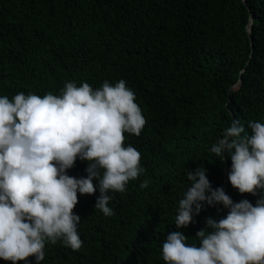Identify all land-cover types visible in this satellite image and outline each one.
Masks as SVG:
<instances>
[{
  "label": "trees",
  "instance_id": "obj_1",
  "mask_svg": "<svg viewBox=\"0 0 264 264\" xmlns=\"http://www.w3.org/2000/svg\"><path fill=\"white\" fill-rule=\"evenodd\" d=\"M246 1L0 0V96L124 80L146 120L139 136L125 133L145 172L109 193L112 216L95 209L94 180L95 194L80 195L74 209L81 248L46 242L40 264H165L162 245L173 231L199 246L207 218L218 222L229 210L203 204L197 215L193 206L192 223L176 228L186 172L198 167L234 203L255 206L264 196L227 187L231 159L210 151L233 120L248 133L250 122L264 123V0ZM87 167L77 159L67 174L86 178Z\"/></svg>",
  "mask_w": 264,
  "mask_h": 264
},
{
  "label": "clouds",
  "instance_id": "obj_2",
  "mask_svg": "<svg viewBox=\"0 0 264 264\" xmlns=\"http://www.w3.org/2000/svg\"><path fill=\"white\" fill-rule=\"evenodd\" d=\"M124 80L105 81L93 89L87 82H68L59 95L18 93L0 96V260L11 264L45 259V244L79 250L81 217L74 213L80 195H94L95 209L112 216L111 192L123 193L130 180L145 172L141 154L125 146V133L139 136L146 120ZM239 120L224 129L210 151L231 159L228 180L243 194L264 191V123ZM88 163L86 178L69 176L76 160ZM222 161V159H221ZM190 187L179 201L175 226L192 223L193 206L223 205L226 217L207 218L189 245L182 231L168 233L162 245L165 264H264V196L255 206L234 203L224 189H213L203 167L187 171ZM148 187V181L140 184Z\"/></svg>",
  "mask_w": 264,
  "mask_h": 264
},
{
  "label": "water",
  "instance_id": "obj_3",
  "mask_svg": "<svg viewBox=\"0 0 264 264\" xmlns=\"http://www.w3.org/2000/svg\"><path fill=\"white\" fill-rule=\"evenodd\" d=\"M245 3H247L246 0H244ZM251 24H252V21L250 22V24L248 25V28L250 29L251 27ZM229 168L227 166V172H226V186L228 187V175H229V172H228Z\"/></svg>",
  "mask_w": 264,
  "mask_h": 264
}]
</instances>
